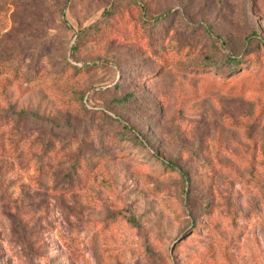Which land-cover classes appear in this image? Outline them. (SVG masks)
<instances>
[{"label":"rangeland","instance_id":"rangeland-1","mask_svg":"<svg viewBox=\"0 0 264 264\" xmlns=\"http://www.w3.org/2000/svg\"><path fill=\"white\" fill-rule=\"evenodd\" d=\"M0 64V264H264V0H0Z\"/></svg>","mask_w":264,"mask_h":264},{"label":"trees","instance_id":"trees-1","mask_svg":"<svg viewBox=\"0 0 264 264\" xmlns=\"http://www.w3.org/2000/svg\"><path fill=\"white\" fill-rule=\"evenodd\" d=\"M166 19H168V16H160V17H158V18H156V19H154L153 20V22L154 23H152V26H160L163 22H165V20ZM85 35V31L84 32H82V33H80L79 35H78V39L77 40H79L80 38H82V36H84ZM226 63L231 67V68H235V67H237L238 65H240L241 63H240V61L238 60V59H235V58H227V61H226ZM0 67H1V64H0ZM124 129H126L125 127H124ZM136 139H138V137L136 138Z\"/></svg>","mask_w":264,"mask_h":264}]
</instances>
